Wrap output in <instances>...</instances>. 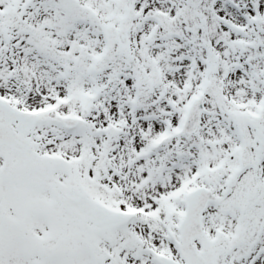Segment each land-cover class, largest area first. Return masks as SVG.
I'll list each match as a JSON object with an SVG mask.
<instances>
[{
    "label": "snow or ice",
    "instance_id": "1",
    "mask_svg": "<svg viewBox=\"0 0 264 264\" xmlns=\"http://www.w3.org/2000/svg\"><path fill=\"white\" fill-rule=\"evenodd\" d=\"M0 264H264V0H0Z\"/></svg>",
    "mask_w": 264,
    "mask_h": 264
}]
</instances>
